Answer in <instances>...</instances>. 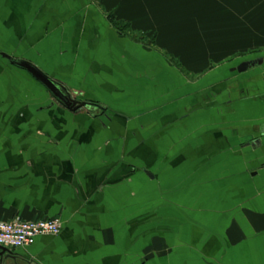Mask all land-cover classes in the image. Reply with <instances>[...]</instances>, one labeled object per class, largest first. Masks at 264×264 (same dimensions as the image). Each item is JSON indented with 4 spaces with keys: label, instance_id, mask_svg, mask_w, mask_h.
Here are the masks:
<instances>
[{
    "label": "crops",
    "instance_id": "crops-1",
    "mask_svg": "<svg viewBox=\"0 0 264 264\" xmlns=\"http://www.w3.org/2000/svg\"><path fill=\"white\" fill-rule=\"evenodd\" d=\"M263 56L264 0H0V221H63L3 264H264Z\"/></svg>",
    "mask_w": 264,
    "mask_h": 264
},
{
    "label": "built area",
    "instance_id": "built-area-1",
    "mask_svg": "<svg viewBox=\"0 0 264 264\" xmlns=\"http://www.w3.org/2000/svg\"><path fill=\"white\" fill-rule=\"evenodd\" d=\"M61 218L26 220L16 215L0 221V246L10 251L32 246L40 236H57L62 232Z\"/></svg>",
    "mask_w": 264,
    "mask_h": 264
},
{
    "label": "water",
    "instance_id": "water-1",
    "mask_svg": "<svg viewBox=\"0 0 264 264\" xmlns=\"http://www.w3.org/2000/svg\"><path fill=\"white\" fill-rule=\"evenodd\" d=\"M5 57L13 65L27 70L40 83H42L58 101H60L68 109L77 110L86 106V102L75 98L66 87H64L62 84L52 79L50 76H48L45 72H43L38 66H36L32 62L25 59L11 57L8 55H5ZM263 63H264V56L257 57L255 59L242 62L237 67V70L239 72H245L249 68H252L258 64L261 65ZM10 256H11V251L3 246H0V264H3L4 260L9 258Z\"/></svg>",
    "mask_w": 264,
    "mask_h": 264
},
{
    "label": "rangeland",
    "instance_id": "rangeland-1",
    "mask_svg": "<svg viewBox=\"0 0 264 264\" xmlns=\"http://www.w3.org/2000/svg\"><path fill=\"white\" fill-rule=\"evenodd\" d=\"M114 26L117 28V30L119 31L118 34H120V35L124 34L123 36H128V37L131 38L132 40H134V38L139 39V41L143 40V39H141V38H142V35H141V38L138 37V36H140V34H138V36H137L136 33H134V32H129L130 29H127L126 26H124V25L117 26V23H114ZM121 33H122V34H121ZM135 36H137V37H135ZM178 195H180V196L182 195V196H183L184 194L181 193V194H178Z\"/></svg>",
    "mask_w": 264,
    "mask_h": 264
}]
</instances>
